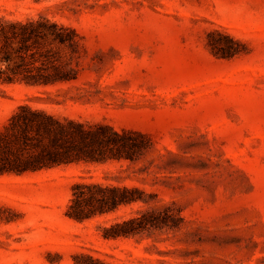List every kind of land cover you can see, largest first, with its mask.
I'll use <instances>...</instances> for the list:
<instances>
[{"label": "rangeland", "instance_id": "obj_1", "mask_svg": "<svg viewBox=\"0 0 264 264\" xmlns=\"http://www.w3.org/2000/svg\"><path fill=\"white\" fill-rule=\"evenodd\" d=\"M0 15L47 17L82 45L75 81L0 84V125L26 104L153 142L135 163L0 176V264H73L78 253L109 264H264V0H0ZM84 181L138 187L181 220L104 239L103 227L147 207L68 219L71 187Z\"/></svg>", "mask_w": 264, "mask_h": 264}, {"label": "trees", "instance_id": "obj_2", "mask_svg": "<svg viewBox=\"0 0 264 264\" xmlns=\"http://www.w3.org/2000/svg\"><path fill=\"white\" fill-rule=\"evenodd\" d=\"M210 47L224 55L218 42ZM81 50L80 37L71 27L44 16L19 20L0 15V84L48 87L75 81L79 70L72 66V59L80 58ZM152 146V140L139 132L60 118L25 104L0 125V176H22L80 163H135ZM156 200L157 196L135 186L84 181L71 187L64 215L83 222L142 204L147 208L102 228L107 240L135 238L168 227L169 220H181L168 208L151 207ZM72 260L73 264H109L86 253L75 254Z\"/></svg>", "mask_w": 264, "mask_h": 264}]
</instances>
